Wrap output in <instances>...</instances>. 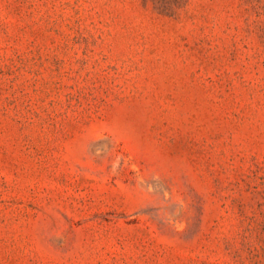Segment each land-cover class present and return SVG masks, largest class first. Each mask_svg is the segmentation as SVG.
Returning <instances> with one entry per match:
<instances>
[{"label":"rangeland","instance_id":"374dc122","mask_svg":"<svg viewBox=\"0 0 264 264\" xmlns=\"http://www.w3.org/2000/svg\"><path fill=\"white\" fill-rule=\"evenodd\" d=\"M0 264H264V0H0Z\"/></svg>","mask_w":264,"mask_h":264}]
</instances>
